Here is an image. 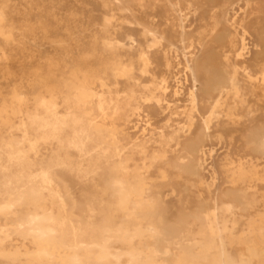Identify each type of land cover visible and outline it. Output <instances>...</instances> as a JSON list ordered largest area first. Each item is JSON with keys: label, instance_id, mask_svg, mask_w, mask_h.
Wrapping results in <instances>:
<instances>
[{"label": "bare ground", "instance_id": "6f19581e", "mask_svg": "<svg viewBox=\"0 0 264 264\" xmlns=\"http://www.w3.org/2000/svg\"><path fill=\"white\" fill-rule=\"evenodd\" d=\"M45 41L0 90V264H264V0H0V70Z\"/></svg>", "mask_w": 264, "mask_h": 264}, {"label": "rangeland", "instance_id": "374dc122", "mask_svg": "<svg viewBox=\"0 0 264 264\" xmlns=\"http://www.w3.org/2000/svg\"><path fill=\"white\" fill-rule=\"evenodd\" d=\"M73 4H67L65 6V11H69L70 9H73ZM61 15H64V12H61ZM65 16V15H64ZM62 17V16H60ZM60 35L65 40L66 34L61 32ZM63 50L61 49H55L50 45L49 42L45 41L44 44L41 45H31L30 50H21V49H14V52L12 53L13 60L11 61L9 65V71H3L0 70V90L3 94H6L10 87L13 84H19L20 81L25 77L26 75V69L29 66V63L32 60H39L44 58H55L60 59L61 54Z\"/></svg>", "mask_w": 264, "mask_h": 264}]
</instances>
